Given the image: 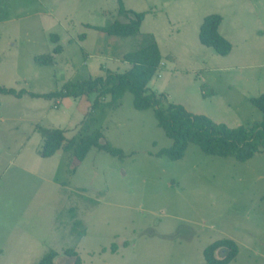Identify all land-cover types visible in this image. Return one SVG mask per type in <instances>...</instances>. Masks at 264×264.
<instances>
[{"label":"rangeland","instance_id":"rangeland-1","mask_svg":"<svg viewBox=\"0 0 264 264\" xmlns=\"http://www.w3.org/2000/svg\"><path fill=\"white\" fill-rule=\"evenodd\" d=\"M124 5L148 14L137 36L88 27L127 23L118 0L0 1V88L23 93L0 94V264H39L50 251L58 254L55 264H73L71 249L82 264H207L204 251L224 239L239 247L231 264H264V154L241 163L191 144L173 162L155 156L173 142L153 109L134 108L131 93L118 104L107 98L94 114V95L31 96L107 71L125 73L126 54L157 43L164 66L150 92L229 128L260 123L264 114L251 100L264 95V0ZM211 15L223 18L220 33L233 48L227 57L199 40ZM53 35L63 53L52 67L39 66L34 59L57 46ZM38 127L77 140L102 132L126 157L93 149L81 164L62 151L43 159ZM75 221L86 230L82 239L73 233Z\"/></svg>","mask_w":264,"mask_h":264},{"label":"trees","instance_id":"trees-1","mask_svg":"<svg viewBox=\"0 0 264 264\" xmlns=\"http://www.w3.org/2000/svg\"><path fill=\"white\" fill-rule=\"evenodd\" d=\"M1 1V0H0ZM119 14L128 19L127 23L115 22L112 25L99 28L91 27L111 37L130 38L140 33L141 27L147 17V13H136L125 8L124 0H118ZM223 18L220 15H211L204 19L200 28L199 40L205 47L213 49L218 55L227 57L232 52L231 43L220 33ZM58 35L52 36V42L57 46L51 55L38 56L34 59L39 66L52 67L56 62V56L63 53V47L59 45ZM123 62L129 64L131 69L125 73L107 71L105 77H90L77 82H69L60 91L50 94L31 96L45 100H65L89 98L96 96L92 112L99 109L102 102L111 97L118 104L126 93L134 97V108L137 111L154 110L157 126L172 140L171 147L163 149L155 156L167 157L173 162L182 160L191 144L198 146L203 153L209 156L221 158H234L245 163L258 154H264V118L262 122L252 126L229 128L225 124H217L204 115H196L188 112L185 107L167 102V96L149 91V84L161 71L163 56L157 43L150 44L137 52H131L124 56ZM206 87V85H203ZM24 92V91H23ZM0 94L17 95L15 90L0 88ZM205 92L203 91V95ZM23 93L18 94L21 97ZM251 103L264 114V95L254 98ZM43 138L38 155L43 159L54 157L59 152L71 153L72 157L80 164L85 161L93 149L104 151L120 161L125 159V153L121 149L113 148L104 139L102 132H93L81 137L67 138L63 130H51L38 127ZM103 141H105L103 143ZM75 210H71V216L75 219ZM73 233L79 239L86 236V230H79L80 221H75ZM117 244L112 245V253H116ZM220 253V254H219ZM66 255L75 258L73 264H82L78 254L73 250H67ZM239 255V247L236 242L224 239L215 242L204 251L207 264H231ZM58 254L50 251L39 264H55Z\"/></svg>","mask_w":264,"mask_h":264},{"label":"crops","instance_id":"crops-1","mask_svg":"<svg viewBox=\"0 0 264 264\" xmlns=\"http://www.w3.org/2000/svg\"><path fill=\"white\" fill-rule=\"evenodd\" d=\"M136 36H137V35H136ZM163 66H164V65H163ZM163 66H162V67H163Z\"/></svg>","mask_w":264,"mask_h":264}]
</instances>
